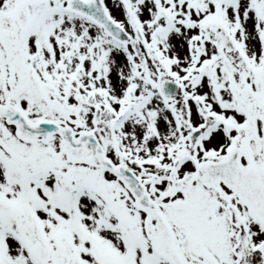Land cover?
<instances>
[{
    "label": "snow or ice",
    "instance_id": "1",
    "mask_svg": "<svg viewBox=\"0 0 264 264\" xmlns=\"http://www.w3.org/2000/svg\"><path fill=\"white\" fill-rule=\"evenodd\" d=\"M0 264H264V0H0Z\"/></svg>",
    "mask_w": 264,
    "mask_h": 264
}]
</instances>
